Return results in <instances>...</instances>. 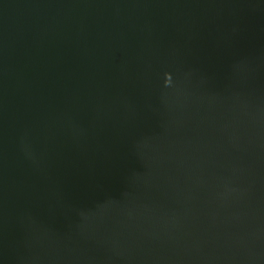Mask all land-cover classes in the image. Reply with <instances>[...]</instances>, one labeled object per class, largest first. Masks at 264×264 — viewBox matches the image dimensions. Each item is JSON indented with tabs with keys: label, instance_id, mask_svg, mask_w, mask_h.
<instances>
[{
	"label": "water",
	"instance_id": "95a60500",
	"mask_svg": "<svg viewBox=\"0 0 264 264\" xmlns=\"http://www.w3.org/2000/svg\"><path fill=\"white\" fill-rule=\"evenodd\" d=\"M0 264H264V0H0Z\"/></svg>",
	"mask_w": 264,
	"mask_h": 264
}]
</instances>
